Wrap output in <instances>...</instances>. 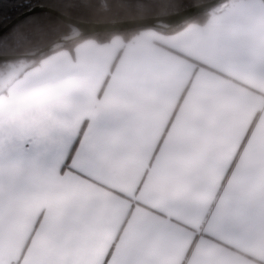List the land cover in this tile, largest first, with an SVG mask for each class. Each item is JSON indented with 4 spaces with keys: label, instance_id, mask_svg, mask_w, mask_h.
Returning a JSON list of instances; mask_svg holds the SVG:
<instances>
[{
    "label": "crops",
    "instance_id": "0c3cea01",
    "mask_svg": "<svg viewBox=\"0 0 264 264\" xmlns=\"http://www.w3.org/2000/svg\"><path fill=\"white\" fill-rule=\"evenodd\" d=\"M0 264H264V0L7 82Z\"/></svg>",
    "mask_w": 264,
    "mask_h": 264
},
{
    "label": "trees",
    "instance_id": "16d2710c",
    "mask_svg": "<svg viewBox=\"0 0 264 264\" xmlns=\"http://www.w3.org/2000/svg\"><path fill=\"white\" fill-rule=\"evenodd\" d=\"M208 0H0V29L22 12L35 5H47L76 19L85 21H113L136 19L173 13ZM233 0H222L214 9L191 18L165 33H174L191 22L204 24L210 16L221 11ZM141 29L118 33H98L88 37L107 42L114 34H121L126 41ZM70 31V27L50 12H38L26 16L0 37V54H17L41 48ZM82 37L66 44L61 49H72ZM51 52L33 59H19L0 63V75L8 74L13 65L27 61V65L9 79L11 83L25 70L36 65Z\"/></svg>",
    "mask_w": 264,
    "mask_h": 264
},
{
    "label": "water",
    "instance_id": "95a60500",
    "mask_svg": "<svg viewBox=\"0 0 264 264\" xmlns=\"http://www.w3.org/2000/svg\"><path fill=\"white\" fill-rule=\"evenodd\" d=\"M221 1L222 0H208L173 13L136 18V19L113 20V21L79 20L53 7L42 4L35 5L29 8L28 10L22 12L14 19H12L10 22H8L4 27H2L0 29V37L7 30L12 28L15 24L20 22L26 16L38 12H50L56 15L61 21H63L65 24H67L70 27V31L56 38L49 44L29 52H23L17 54H0V63L12 61V60H19V59L37 58L49 52L59 50L63 48L66 44L76 39L82 37H88L98 33H118L127 30H133V29L142 30L146 28H152L160 31L169 30L191 18L196 17L199 14H202L206 11H210L216 8L221 3Z\"/></svg>",
    "mask_w": 264,
    "mask_h": 264
},
{
    "label": "rangeland",
    "instance_id": "374dc122",
    "mask_svg": "<svg viewBox=\"0 0 264 264\" xmlns=\"http://www.w3.org/2000/svg\"><path fill=\"white\" fill-rule=\"evenodd\" d=\"M27 61H20L17 63V66L13 65L11 70L8 74L6 75H0V89L3 88L7 82L9 81V79L14 76L15 72H18L19 69H22L23 67H25L27 65ZM1 74V73H0Z\"/></svg>",
    "mask_w": 264,
    "mask_h": 264
}]
</instances>
